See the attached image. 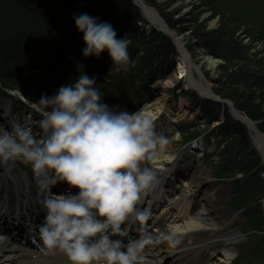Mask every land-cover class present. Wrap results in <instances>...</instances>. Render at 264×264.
Instances as JSON below:
<instances>
[{"label": "trees", "instance_id": "obj_1", "mask_svg": "<svg viewBox=\"0 0 264 264\" xmlns=\"http://www.w3.org/2000/svg\"><path fill=\"white\" fill-rule=\"evenodd\" d=\"M145 1L159 10L171 30L180 35L190 32L189 48L203 49L224 62L215 93L256 121L264 135V0H178L181 5L175 12L168 8L177 0ZM188 6L192 16L176 19ZM83 13L110 23L117 38L127 35L131 39L128 50L134 63L127 72L111 71L113 62L106 50L99 58L83 56L86 45L74 21ZM205 13H210L208 19L201 17ZM212 18L219 22L210 28ZM146 24L142 10L131 0H0V97L18 90L27 101L39 105L50 89L66 81L73 84L86 73L96 78L103 103L120 101L140 107L154 98L150 84L168 77L178 65L171 39L158 29L148 32ZM245 38L260 48L247 44ZM208 106L215 121L219 116ZM219 131L230 139L223 158L226 168L236 175L229 170L225 174H232L235 191L243 196L237 205L243 210L247 193L254 192L257 183L264 189L260 178L264 169L250 148L246 126L228 118ZM239 174L242 177L237 179ZM263 189L258 193L260 199Z\"/></svg>", "mask_w": 264, "mask_h": 264}, {"label": "clouds", "instance_id": "obj_2", "mask_svg": "<svg viewBox=\"0 0 264 264\" xmlns=\"http://www.w3.org/2000/svg\"><path fill=\"white\" fill-rule=\"evenodd\" d=\"M74 21L83 34L85 58H99L106 50L111 71L129 70L134 62L127 35L117 38L110 23L87 13ZM96 84L95 77L83 73L54 96L42 95V135L19 124L11 133L0 132V162L19 159L36 175L51 173L50 184H45L49 193L56 184L69 186L68 193H52L43 203L46 216L39 239L48 250L62 251L69 264H140L143 242L124 244L111 236L126 234L122 224L155 181L153 171L141 165L156 160L169 140L156 133L149 117L103 103Z\"/></svg>", "mask_w": 264, "mask_h": 264}, {"label": "bare ground", "instance_id": "obj_3", "mask_svg": "<svg viewBox=\"0 0 264 264\" xmlns=\"http://www.w3.org/2000/svg\"><path fill=\"white\" fill-rule=\"evenodd\" d=\"M134 1L145 10L149 21L157 24L160 29L170 32L166 30L157 14L147 7L145 1ZM177 46L182 65V76L159 83L157 85L161 92L159 98L139 111L142 115L149 117L154 125L167 110L166 106L169 99L167 92L174 82L179 83L182 80L187 85L186 88L194 89L202 98H218L211 84H205L203 81L205 76L198 67V74L202 79L200 81L196 79L195 74H193L195 65L191 62L183 43L178 41ZM209 62L214 68L218 65V62L213 59H210ZM57 92L58 90L52 93L50 97ZM14 95L16 98L22 96L18 92ZM182 105L181 103L178 107L183 109ZM34 107L38 110L36 106ZM227 107L233 120L237 119L249 123V117L242 115L237 109L231 110L230 104ZM11 108L12 104L6 101L4 111L6 119L10 116L8 114H11ZM171 113L172 110L168 113L169 117H171ZM186 114L187 112L177 113L176 116L168 118L167 126L162 121L158 123L157 127L163 129L159 135L168 136L166 138L169 140V144L164 151L158 153L157 159L153 162L152 171L155 181L149 189L142 193L135 212L122 224L121 227L126 234L112 237L113 240L121 239L124 244H128L132 237L139 235L137 242H143L140 264H165L173 254L176 256L174 264H215L211 257L220 250V247H234L238 252L242 250V242H240L242 236L231 230L229 232L237 215L221 211L220 193L211 191L203 193L201 201L204 202L205 208L197 216L192 214L189 200L196 196L198 187L202 185L201 182L204 179L202 175L207 169L204 166L192 169L189 164L191 162L190 156H187L188 152L183 149L178 154L174 149V144L178 143L180 135L174 131L172 123L180 122ZM34 122L33 119H29L27 124L31 125ZM40 122L41 119L36 120L37 137L42 135ZM251 126L255 129L253 125ZM27 127L29 126L27 125ZM254 137L255 145L259 148L264 159V137L260 134ZM187 159L189 160L187 161ZM146 162L147 160L142 163V168L146 166ZM18 166L16 161L0 162V264H9L10 261L16 259L17 253L23 251L24 247L18 244L19 241L21 244L24 241L27 245L46 248L39 239V227L46 216V209L43 207L44 200L50 197L52 193L60 195L69 192V186L66 183L56 184L51 188V193L46 190L45 184H50L51 173L43 176L38 175L35 183H32V179L26 178L22 169V174L19 177L14 176V170ZM189 172V179H184L183 187L182 185L177 186V193L171 196L172 182L184 177ZM204 180V183L208 181V179ZM70 191L72 194H76L78 189H71ZM178 198L180 200L174 206V202ZM176 206L177 208H175ZM174 208L177 209L175 212H173ZM140 213H144V215L138 219L137 216ZM209 218H213V220L210 225H206L210 220ZM143 226H146V230L140 234ZM26 254L32 257L33 262L47 257L54 264H69L68 257L55 249L45 252L28 250V252L25 251L24 255ZM244 256V253H238L235 261L243 259L244 263H247ZM230 262V260L221 257V264H230ZM244 263L238 262L237 264Z\"/></svg>", "mask_w": 264, "mask_h": 264}, {"label": "rangeland", "instance_id": "obj_4", "mask_svg": "<svg viewBox=\"0 0 264 264\" xmlns=\"http://www.w3.org/2000/svg\"><path fill=\"white\" fill-rule=\"evenodd\" d=\"M145 1V0H143ZM155 1V0H154ZM157 3H166V2H170V0H156ZM191 1V0H188ZM197 1V0H196ZM146 3V1H145ZM147 4V3H146ZM148 6H150L153 10H156L159 14V16L162 18L159 10H157L156 8H154L152 5L147 4ZM170 8L169 12H175L177 11V8L181 5V1L177 2H173L172 4H170ZM141 10V9H140ZM179 12V11H178ZM190 12H192V8L190 6L183 8L182 11H180L177 15H176V19L177 18H182V19H187L188 17H191L189 14ZM143 15L146 18L147 24L145 29L149 32L152 29H158L160 30L159 26L156 24H153V22L148 20V17L146 16L145 11L142 10ZM202 18L208 19L210 17V13H205L202 14L201 16ZM162 20H164L162 18ZM165 21V20H164ZM219 22L218 18H212L210 20L209 23V27L213 28L215 26H217ZM166 23V21H165ZM166 25H168L166 23ZM161 31V30H160ZM173 31V30H172ZM165 34V33H164ZM174 34L176 35L177 39H179L180 42L183 43L184 45V49L186 50L189 58L191 59V62L194 63L195 68H193V74H195L196 79L197 80H201L202 77L200 76V74H198V70L197 67L200 69V71L202 70L201 73H203L204 77V82L205 84H211L212 89H216L219 86L220 80H222V76L220 73V68L223 65V61L221 59L215 58L214 56H211L209 53H207L205 50L203 49H198L196 51H193L191 48H189V40H190V32L188 34L185 35H180L179 33H177L176 31H174ZM166 35V34H165ZM171 39V42H173L172 38L169 35H166ZM245 42L249 45L252 44L251 39L249 38H245ZM173 45L175 46V42H173ZM254 46V48L259 49L260 45L258 43L252 44ZM176 49V46H175ZM176 62H177V67L175 70H173L168 77H166V81H168L169 79L173 78V77H180L181 74L179 69L181 66L180 60H179V53L178 50L176 49ZM215 60L216 62H218V65L216 68L211 67L209 60ZM113 64H111L110 67H112ZM107 71H109V69H107ZM160 83V82H159ZM158 83V84H159ZM162 83V82H161ZM160 83V84H161ZM70 82L66 81L60 84V86H55L53 89H50L49 94L47 95L48 97H50V95L54 92H56V90H59V88L63 85H69ZM157 84V85H158ZM156 85V86H157ZM186 84L180 80L179 83L174 82V84L169 88L168 92H167V96H174L176 98L177 103L180 102V100L183 98L188 99V97L191 94H188L187 88H186ZM174 90H173V89ZM153 90L156 89V91H160V88H155L152 87ZM173 90V91H172ZM181 91L180 94H177V91ZM172 91V92H171ZM7 94L8 92L11 93H20L22 94L20 91L16 90V91H6ZM215 92V91H214ZM155 94V93H154ZM156 96V94H155ZM3 99V98H2ZM228 100V99H226ZM230 101V100H229ZM5 102L6 100H1L0 99V132L2 131H10V133L12 132V128H13V124H14V119H16L18 117V115L20 116V118L25 117V115L27 114V117H31V116H38L39 119H43V113L46 109L45 106L42 104L36 105V107L38 108V110L36 109V111H32L31 113H24V111H21L20 113L18 112L21 108L22 105L21 104H15L16 106V110L14 109V107L11 108V110H14L17 114L14 116V113H11L12 116V121L9 119L2 125V122L4 120H2L3 116H6L4 114L3 109H5ZM231 102V101H230ZM149 103V102H148ZM151 103V102H150ZM205 103H207V106L211 105L212 109L211 110H215L217 112V116H219L218 118H216V121H218L219 123H223L220 126L217 127H222L223 125H225L226 119H231L233 122H235L232 117L230 116V110L227 106H223V105H217V104H212L210 101H206ZM146 105H148L147 103H145ZM143 104V106L145 105ZM213 105V106H212ZM130 106L132 107V112L136 111L138 112L139 107L137 106V108L133 105L130 104ZM208 106V107H209ZM41 110V111H40ZM238 110V109H237ZM131 113V111H130ZM240 113L242 115H244L241 111ZM32 114V115H30ZM246 117L248 115H245ZM16 117V118H14ZM249 117V116H248ZM10 118V116H9ZM250 118V117H249ZM8 119V118H7ZM251 119V118H250ZM252 120V119H251ZM253 122H256L254 120H252ZM238 121H236L237 123ZM240 123V122H239ZM257 123V122H256ZM242 124V123H241ZM243 125V124H242ZM258 126V125H257ZM8 127V130H7ZM185 129L186 132V136H184L182 134V136H179V141L178 143L174 144V149L177 151V153L181 152V149L183 148L184 144L187 143L189 140H194L191 139V137L193 136V134L198 133V135L201 134L202 130H198L197 128H194L192 126H189L188 124H185V126L183 127ZM249 129V128H248ZM258 130H260L259 126H258ZM216 131V129L214 130V132ZM261 132V130H260ZM262 133V132H261ZM263 134V133H262ZM256 134L255 132L251 131L249 129V137H250V148L251 150H254L256 155L258 156V158H260L261 163H262V167L264 169V159L262 158L261 152L259 151V148L255 145V137ZM230 140V139H229ZM228 140V142H229ZM215 142V141H214ZM211 146L209 147L208 150H210L209 155H206L205 159L203 161H200L199 166H204V168H206L207 170L203 173L202 177H204V179H208V181H206V183H204V179L201 182L202 185H200L198 187V190L196 192V196L194 198L191 199L190 204H191V211L192 214L194 216H197L198 213H200L204 208H205V204L204 202L201 201V197L204 195L203 193H205L206 191H211V192H217L220 193V201L222 203V210L227 214H231L234 213L237 215V218L235 219V221L231 224L230 230L233 232H237L239 233L240 236H242L240 242H242V250L240 252L236 251L234 249V247L230 248V247H225L222 246L220 247V250L211 257V259H213V263L215 264H221V257L230 260V264H237L239 263H244L243 259H238L235 261V257H237V254L240 253H244V257H245V262H247L248 264H264V193L262 194L261 199L258 198V193L261 192V190L263 189V186H261L259 183L256 184V188L255 191L251 193H247L246 197H245V209H241L238 208V200L239 194L235 191V182L233 181V177L232 174H225L227 173V171L229 170L232 173H235L236 175V171L231 170L228 168H226L227 163H225V158L224 157V151L226 150L225 148H217V140L216 143H213V141H211ZM227 146V144H226ZM214 152V154H212ZM17 165L18 168H16L14 170V176H20V174H22L21 169L23 170V173H25V176L27 179L31 180L32 179V183H35L36 179L35 177L37 176L33 169L31 168L30 165L25 164L22 160L17 159ZM155 161V160H154ZM148 161V167L149 169H151V166L153 167V162ZM11 176V175H10ZM190 176V172L188 174H186L184 177L176 179L174 181V188H177V186H181L183 187V183H181V181H183L184 179H189ZM242 174H239L237 176V179L241 178ZM261 180L264 181V172L261 173ZM34 181V182H33ZM264 183V182H263ZM252 184V183H251ZM253 186V185H250ZM253 188V187H252ZM202 191V192H201ZM264 191V189H263ZM260 199V200H259ZM177 208V206L175 207ZM177 209H174L173 212H175ZM210 220H208V222L206 223V225H210L211 221L213 220V218H209ZM132 241H137L136 238H134ZM19 245H22V247H24L23 251L17 253V257L16 259H14L13 261H10L9 264H54V262L51 261L50 258H45V259H41V260H37L35 262H33L32 257L29 254H25V251L28 252V250L30 251H46L48 250L47 248L43 249L41 247H36V246H32V245H27L24 241L23 244L18 243ZM59 252H62L58 249H55ZM175 254H173V256H170V258L167 260V262L165 264H174L175 258L176 256H174ZM243 258V257H242ZM244 263V264H247Z\"/></svg>", "mask_w": 264, "mask_h": 264}, {"label": "built area", "instance_id": "obj_5", "mask_svg": "<svg viewBox=\"0 0 264 264\" xmlns=\"http://www.w3.org/2000/svg\"><path fill=\"white\" fill-rule=\"evenodd\" d=\"M179 71H180V73L179 74H181V71H182V65L180 66V69H179ZM180 76H182V74L180 75ZM166 78H163V79H160V80H158V82H156V83H154L152 86L153 87H155V88H158V86H156L159 82L161 83V82H163V81H166L165 80ZM169 81V80H168ZM167 82V81H166ZM173 89V88H172ZM174 90V89H173ZM172 90V91H173ZM171 91V92H172ZM181 91L182 90H180V91H177L176 93L177 94H180L181 93ZM155 92H156V98H159V96H160V94H161V92L159 91H156V89H155ZM169 99H168V102H167V106H166V108H167V110L164 112V115H167V116H169V114L168 113H170V111L172 110V115L171 116H176V114L177 113H185V112H187V114H186V116L185 117H188L189 116V118L190 119H193V118H195V116H197V114H198V110H194L195 108H192V107H189V105L190 104H187V105H185L184 107H183V109H180V107H178L181 103L183 104V98L180 100V102L179 103H176V98L172 95H170V96H167ZM183 106V105H182ZM180 115V114H179ZM182 121V120H181ZM202 125H203V127L204 126H206V119H204V120H202Z\"/></svg>", "mask_w": 264, "mask_h": 264}, {"label": "water", "instance_id": "obj_6", "mask_svg": "<svg viewBox=\"0 0 264 264\" xmlns=\"http://www.w3.org/2000/svg\"><path fill=\"white\" fill-rule=\"evenodd\" d=\"M132 1V3H134L138 8H140L141 10H143V8L137 3V2H135L134 0H131ZM147 7H149L151 10H153L150 6H148L147 5ZM143 11H145V10H143ZM154 11V13L155 14H157V16L160 18V20H162V18L159 16V14H158V12L156 11V10H153ZM162 22H163V25L166 27V30H168V31H170V32H167V31H165L164 29H160L161 31H163L166 35H169L171 38H172V40H173V42H175V45H176V47L178 48V46H177V43H178V41H179V39H177V37H176V35L174 34V31H172L170 28H169V26L168 25H166V23H165V21L164 20H162ZM179 43H180V41H179ZM182 43V42H181ZM8 94L11 96V97H13V98H15L16 100L18 99V100H20L18 97L16 98V96L14 95V93H11V92H8ZM213 103L215 102V103H217V104H221V105H227V106H229V104L231 105V110H234L235 109V107H234V105L231 103V102H229L228 100H223V99H221V98H214V99H210ZM234 121H239V120H234ZM239 122H241V121H239ZM243 125H245V126H247V128H249L251 131H253V132H255V134L256 135H261V136H263V134L260 132V130H258V123H256V122H253L250 118H249V123L247 124V123H244V122H241ZM251 125H253L254 127H255V129H253V127L251 126ZM264 137V136H263Z\"/></svg>", "mask_w": 264, "mask_h": 264}]
</instances>
